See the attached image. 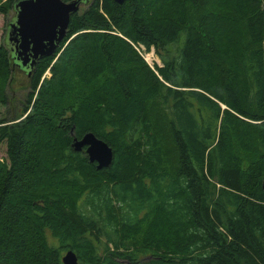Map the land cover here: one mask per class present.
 <instances>
[{
  "label": "trees",
  "instance_id": "trees-1",
  "mask_svg": "<svg viewBox=\"0 0 264 264\" xmlns=\"http://www.w3.org/2000/svg\"><path fill=\"white\" fill-rule=\"evenodd\" d=\"M21 80L0 264H264V0H93L30 74L0 44V105ZM87 133L108 167L74 151Z\"/></svg>",
  "mask_w": 264,
  "mask_h": 264
},
{
  "label": "water",
  "instance_id": "water-1",
  "mask_svg": "<svg viewBox=\"0 0 264 264\" xmlns=\"http://www.w3.org/2000/svg\"><path fill=\"white\" fill-rule=\"evenodd\" d=\"M83 0L64 2L62 0H16L15 14L8 25L7 48L14 63L26 68L30 74L37 61L53 55L65 38L70 16L78 13ZM121 4L124 0H113ZM74 151L84 152L97 169L106 168L112 160V150L93 134L87 133L81 139H74ZM63 264H78L73 251L62 257Z\"/></svg>",
  "mask_w": 264,
  "mask_h": 264
},
{
  "label": "rangeland",
  "instance_id": "rangeland-1",
  "mask_svg": "<svg viewBox=\"0 0 264 264\" xmlns=\"http://www.w3.org/2000/svg\"><path fill=\"white\" fill-rule=\"evenodd\" d=\"M86 7L82 6L79 9V13H81ZM14 13L10 12L6 16L0 14V44L5 45V47H9L6 41L8 25L12 22ZM137 53L141 56L143 61L153 68L154 65H161L159 57L154 52L153 48L146 50L142 45L134 46ZM49 71L44 73L43 77H48ZM24 80H21V83L18 81H14L11 85V88L7 91V107L0 105V118L7 114V110H10L9 115H12L15 111L21 108V103L24 101V96L27 90L24 91ZM8 108V109H7ZM0 162L4 163V146L0 145Z\"/></svg>",
  "mask_w": 264,
  "mask_h": 264
},
{
  "label": "flooded vegetation",
  "instance_id": "flooded-vegetation-1",
  "mask_svg": "<svg viewBox=\"0 0 264 264\" xmlns=\"http://www.w3.org/2000/svg\"><path fill=\"white\" fill-rule=\"evenodd\" d=\"M70 1H73V0H70ZM70 1H69V2H70ZM92 1H93V0H83L82 3H81V5H80V7H79V9H80L82 6H85V7L88 6ZM13 8H14V6H13ZM11 12H13V13L15 14L14 9H12ZM78 12H79V10H78Z\"/></svg>",
  "mask_w": 264,
  "mask_h": 264
},
{
  "label": "bare ground",
  "instance_id": "bare-ground-1",
  "mask_svg": "<svg viewBox=\"0 0 264 264\" xmlns=\"http://www.w3.org/2000/svg\"><path fill=\"white\" fill-rule=\"evenodd\" d=\"M22 69H26V68H22Z\"/></svg>",
  "mask_w": 264,
  "mask_h": 264
}]
</instances>
